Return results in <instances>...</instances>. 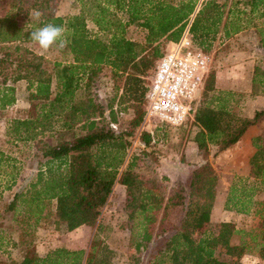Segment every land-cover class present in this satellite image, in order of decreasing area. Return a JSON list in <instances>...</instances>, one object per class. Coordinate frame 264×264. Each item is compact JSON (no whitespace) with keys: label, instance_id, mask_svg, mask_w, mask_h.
<instances>
[{"label":"trees","instance_id":"1","mask_svg":"<svg viewBox=\"0 0 264 264\" xmlns=\"http://www.w3.org/2000/svg\"><path fill=\"white\" fill-rule=\"evenodd\" d=\"M20 1L9 5L8 10L16 13L0 15V111L15 103L12 85L20 81L26 82L33 104L27 118L7 121L5 136L12 143L37 139L40 143L45 136L55 143L41 142L44 163L23 190L13 193L5 211L23 213L17 221L31 231L49 217L50 205H54L57 221L68 232L81 226L93 227L118 183L125 188L134 264H239L246 254L264 258L261 137L252 140L255 153L249 160V175L231 178L223 204L225 211L253 216L255 226L239 229L232 223H220L216 232L206 228L218 181L206 159L209 146L218 152L231 147L259 121L264 110L255 112L252 118L237 117L233 111L235 95L215 90L211 73L202 91L205 101L197 106L192 122L198 128L193 140L205 161L191 171L185 184L177 183L162 193L146 188L134 174L137 158L133 154L126 161L132 132L116 133L109 126H99L103 112L98 105L87 95L77 97L83 80L88 90L91 79L102 66H108L114 80L113 100H118V106L130 102L135 113L130 125L132 130L138 128L145 114L141 106L149 84L146 78L153 73V61L166 52L161 51L162 46L177 42L189 26L193 43L208 52L217 36L227 40L252 25L264 53V26L252 23L258 12V17L264 14V0H80L79 13L66 17L53 13L48 6L50 0H41L35 6L40 18L24 21L17 17L21 9L16 4ZM88 22L97 32L89 31ZM46 24L65 29L67 43L62 55L70 56L53 62L50 69L45 67L43 57L25 47L33 43L31 32ZM130 27L141 32V41L126 36ZM4 64L14 65L9 78ZM252 83L253 95L264 94V71L259 67L254 68ZM108 109L110 123H115L117 112L112 105ZM75 128L81 133H75ZM140 141L149 146L150 134L142 132ZM16 162L0 151L4 191H11L16 184ZM181 207L184 211L173 221L170 215ZM102 230L98 225V233ZM234 238L236 244L231 243ZM28 249L20 262L11 264H112L114 257L98 234L87 250L57 248L38 255ZM216 252L229 259H220Z\"/></svg>","mask_w":264,"mask_h":264},{"label":"rangeland","instance_id":"2","mask_svg":"<svg viewBox=\"0 0 264 264\" xmlns=\"http://www.w3.org/2000/svg\"><path fill=\"white\" fill-rule=\"evenodd\" d=\"M3 4L0 6V15L3 16L6 12L9 14L16 13V11H9L10 4L14 3V0H1ZM38 1L41 0H21L18 2L17 7L21 9L18 13V19L24 21L26 19L36 20L33 16V11L36 10L35 6L38 5ZM48 6H51L53 13L57 16L66 17L79 13L81 2L80 0H50ZM21 13H27L23 15ZM258 12L252 20L253 24L264 26V14L258 17ZM248 26L237 38V42L240 46L237 48H244L247 52L257 54V59L260 61L259 68L264 71V58L261 57L259 51V44L255 40L256 32L254 28ZM89 31L94 34L97 29L91 24L87 23ZM102 35V34H100ZM126 36L128 38L141 41L142 34L133 27L128 28ZM257 36V35H256ZM25 47L29 49L34 55L44 58L47 62L45 67L50 69L53 62L63 61L70 59V56H63L62 49L53 48L47 53L42 52L34 43H27ZM228 47V48H227ZM229 45L214 47L208 51L211 56V68L209 70L206 81L214 71V65L217 59L226 54L229 50ZM167 49L165 45L162 46L161 51L164 52ZM214 50L218 53H214ZM259 51V52H258ZM257 59L255 61H257ZM153 60V59H152ZM158 60L153 61V65ZM222 61L220 59L218 62ZM219 65V63H218ZM221 65V63H220ZM153 67V69H154ZM4 71L8 74L9 71L14 69V65L7 66L4 64ZM152 72L148 73L146 81L148 82ZM9 78V74L7 75ZM1 82V77H0ZM86 81L83 80L82 88L78 91L77 97H84L87 95L90 97L96 105L101 109L103 115L98 119L99 126H109L116 133L118 132H132V142L129 149L128 157L133 154L137 160L136 165L133 168L134 174L143 183L146 188L154 189L155 191L168 192L177 183L185 184L191 171L194 170L196 163L193 162V158L190 157L188 163L184 159V147L194 137L197 129L191 124H187L183 127L174 128L169 126H160L153 119L147 120L144 114L141 125L133 129L131 128L130 121L135 116L132 108H130V102L123 103L118 106V100L114 98V80L111 74V69L104 65L98 72V74L91 79L89 83V89L85 90L84 85ZM9 83V82H8ZM16 96L18 103L16 106L0 111V151L10 155L16 159V165L19 167V175L16 180L15 186L11 191H4L2 188L5 184V178L0 176V264H11L13 262H20L27 252V246L30 250L34 251L38 255H44L45 253L57 248H66L68 250L88 249V246L95 234H98L100 239L114 252L112 264H134V251L129 246V228L131 222L128 221V211L125 209V191L116 189L117 183H115L111 196L108 199L107 205L103 208L100 217L96 221L93 227H84L73 232H68L65 225L57 221L54 205H50L47 211H50V215L47 219H43L38 226L29 230L24 228L18 221L22 218L23 213L17 211L13 212L5 211L8 202L11 200L13 193L23 190L26 185L31 182L37 173V169L42 165L45 159L41 155L42 141L47 144L54 145L53 139H46V136L40 139L30 142H10L5 136L7 121L14 118L25 119L30 115L31 103L29 101V91L26 89V82L20 81L15 83ZM122 91H119V95ZM239 98L234 97L236 103L234 106V113L239 118H245L247 113L245 102L248 97L245 94H238ZM205 101L203 93L199 101L200 105ZM113 107V111H116V122L110 123L109 109ZM126 108L125 110H123ZM145 110V101L141 106ZM75 133H81L79 129L75 128ZM142 132H148L151 136V143L149 146H144L140 141V134ZM71 134H69L70 136ZM68 136V137H69ZM67 137V138H68ZM71 139V138H69ZM220 152L214 146H209L206 159L212 166L217 176V188H221V182L231 179L229 177L231 170L223 169V163L218 156ZM170 154H174L171 156ZM200 155L204 153L200 151ZM171 157V158H170ZM169 159L168 166L163 164V159ZM125 161V163H126ZM227 178V179H226ZM221 180V181H220ZM21 210V209H20ZM184 211L181 207L177 211L172 212L170 218L173 221L178 220L180 213ZM234 224L237 228L254 227L256 219L253 216H237ZM98 225L102 226L104 230L100 233L97 231ZM219 224H208L206 226L208 231L216 232ZM237 238L231 240V243L236 244ZM81 247V248H80ZM28 249V250H29ZM216 255L220 259L228 260L229 258L216 252ZM245 256V255H244ZM256 256V255H250ZM243 257V256H242ZM242 257L239 259V264H242ZM261 260V259H260ZM264 264V259L261 260Z\"/></svg>","mask_w":264,"mask_h":264},{"label":"crops","instance_id":"3","mask_svg":"<svg viewBox=\"0 0 264 264\" xmlns=\"http://www.w3.org/2000/svg\"><path fill=\"white\" fill-rule=\"evenodd\" d=\"M244 31L246 30H243L233 35L230 39L227 40L219 39L220 36H217V41L213 44L212 48L216 46L221 47L226 45H229L230 47L226 54L216 60L214 65V71H211V73L214 75L213 87L215 90L231 92L235 95L234 97L236 98H239V93L245 94L246 97H248L247 101L244 104L247 112L250 113H247L245 115V118H252L255 112L264 110V94H252V78L254 75V68L258 67V64L260 63V61L257 59V54L247 52L244 48L238 49L237 46L239 47L240 44H238L237 42L235 43V38H237ZM255 40H257L258 42V37L256 35ZM259 51L262 54L261 57L264 58V53L261 50L260 46ZM214 53H217L216 50H214ZM216 55H218V53ZM220 59H222V61L218 62ZM256 59L257 61H255ZM211 64L209 66V70L211 68ZM12 86L15 88L16 101L12 106L8 108L16 106L18 103V99L16 96V85L13 84ZM196 129L198 130V128ZM256 137H261L262 143L264 145V115L259 119L256 124L247 128V130L244 132V134L241 136L237 143L219 153L218 156L222 160L223 169L225 168L227 170L232 171L229 175L230 178H232L233 176L247 177L249 175V160L255 153V148L252 146V140ZM193 139L194 137L184 147V159L187 161L184 163L186 164L190 162L188 160H190L189 158L192 157L193 162H195L198 166L202 164L205 160L204 156L200 155V150L197 148V144L194 142ZM170 155L173 156L174 154ZM169 159H163V164L168 166V164L170 163ZM197 166H195L194 168H196ZM230 180L228 178L227 180L221 182V188H217L215 201L210 213L209 224H214V222L217 224L234 223L235 220L238 219L237 216H240L233 212L223 210V204L226 198V193ZM118 188L121 191H125V188L117 183L116 189ZM84 227L87 226H81L75 230H79ZM260 259L263 260L264 258Z\"/></svg>","mask_w":264,"mask_h":264},{"label":"built area","instance_id":"4","mask_svg":"<svg viewBox=\"0 0 264 264\" xmlns=\"http://www.w3.org/2000/svg\"><path fill=\"white\" fill-rule=\"evenodd\" d=\"M185 28L156 62L145 93V115L160 126L183 127L194 114L206 83L211 56Z\"/></svg>","mask_w":264,"mask_h":264},{"label":"clouds","instance_id":"5","mask_svg":"<svg viewBox=\"0 0 264 264\" xmlns=\"http://www.w3.org/2000/svg\"><path fill=\"white\" fill-rule=\"evenodd\" d=\"M33 16L36 19H39L41 13L34 10ZM30 40L44 53L49 52L53 48L63 49L67 43L65 29L62 26L54 24H46L45 26L32 31L30 34ZM242 264H262V262L257 256L246 254L242 257Z\"/></svg>","mask_w":264,"mask_h":264}]
</instances>
